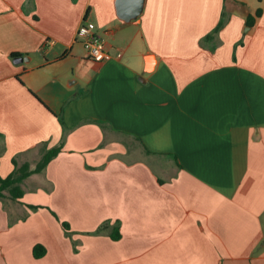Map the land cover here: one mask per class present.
Instances as JSON below:
<instances>
[{"label":"crops","instance_id":"0c3cea01","mask_svg":"<svg viewBox=\"0 0 264 264\" xmlns=\"http://www.w3.org/2000/svg\"><path fill=\"white\" fill-rule=\"evenodd\" d=\"M141 7L0 0V177L62 146L0 197V264H264V0Z\"/></svg>","mask_w":264,"mask_h":264},{"label":"trees","instance_id":"16d2710c","mask_svg":"<svg viewBox=\"0 0 264 264\" xmlns=\"http://www.w3.org/2000/svg\"><path fill=\"white\" fill-rule=\"evenodd\" d=\"M261 15H262V10L259 9L256 12V17H260ZM227 21H228V14L226 11H223L219 24L210 34H208L206 37H204L201 40V45L203 47H206L209 43L210 44L213 43L214 46L211 47L210 50L214 51L216 48L215 46H217V44L215 43L216 36H218L220 31L226 25ZM255 21H256L255 17L248 16L247 26L252 27L255 24ZM59 121L62 124V126H64V121L62 116H59ZM61 152H62V146H57L50 149L46 148L43 152L41 160L34 169H31L28 163L19 166L16 159H14V165H15L14 171L6 178L0 177V197H4L5 195L4 193L8 192L13 199L15 200L22 199L24 196V191L21 187V184L32 174L42 172L49 165V163L53 159H55ZM31 208L41 209L43 207L31 206ZM63 226L65 227V229H69V225L67 223L64 222ZM104 226H102L101 228H103ZM110 236L115 241L121 238L119 222L115 225L114 230L112 231ZM33 254L34 257L37 259L42 258L45 255V248L43 246H36L33 250Z\"/></svg>","mask_w":264,"mask_h":264},{"label":"built area","instance_id":"2783aa9c","mask_svg":"<svg viewBox=\"0 0 264 264\" xmlns=\"http://www.w3.org/2000/svg\"><path fill=\"white\" fill-rule=\"evenodd\" d=\"M77 40L81 42L88 57L95 63H104L111 59L107 50V40L104 36L96 33L92 25L82 24L77 32ZM54 41H48V45H53ZM118 57H121L119 54Z\"/></svg>","mask_w":264,"mask_h":264},{"label":"water","instance_id":"95a60500","mask_svg":"<svg viewBox=\"0 0 264 264\" xmlns=\"http://www.w3.org/2000/svg\"><path fill=\"white\" fill-rule=\"evenodd\" d=\"M144 0H119V3L120 5L125 8L127 7L128 5H131V6H135L137 7V9L135 10V16H138L141 12V9H142V3H143Z\"/></svg>","mask_w":264,"mask_h":264},{"label":"rangeland","instance_id":"374dc122","mask_svg":"<svg viewBox=\"0 0 264 264\" xmlns=\"http://www.w3.org/2000/svg\"><path fill=\"white\" fill-rule=\"evenodd\" d=\"M8 193V192H7ZM9 194V193H8Z\"/></svg>","mask_w":264,"mask_h":264}]
</instances>
